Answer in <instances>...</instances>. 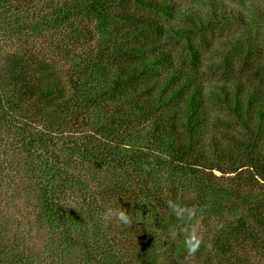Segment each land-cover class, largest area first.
I'll list each match as a JSON object with an SVG mask.
<instances>
[{
    "label": "trees",
    "instance_id": "obj_1",
    "mask_svg": "<svg viewBox=\"0 0 264 264\" xmlns=\"http://www.w3.org/2000/svg\"><path fill=\"white\" fill-rule=\"evenodd\" d=\"M34 1L0 0L2 29L19 36L28 31L36 38L42 31L52 34L64 29L63 36L73 42L62 44L65 62L49 61L28 44L22 47V42L17 52L3 54L0 48V151L8 131L15 129L30 158L58 152L37 168L42 183L35 186L33 204L35 219L53 232L49 243L36 251L14 237L17 231L22 233L19 228L11 229L12 236L0 238V264H173L165 257L167 248L171 246L177 257L185 255L182 242L169 238L175 217L169 212L163 215L166 206L161 196L149 190L144 179L134 177L132 187L139 186L135 192L126 190L124 182L139 174L152 185L155 173L167 167L177 168L181 180L198 177L202 169L218 171L219 179L228 175L226 180L233 184L219 186L205 179L200 193L206 198L234 197L236 202L229 207L238 226L252 218L264 228V90L241 79L205 85L178 66L163 68L159 75L157 68L169 65L170 55L159 43L146 40V33L152 32H172L179 38L203 32L209 19H227L223 4L198 1L212 8L213 17L207 14L206 20L197 8L173 9L177 23L159 27L151 16L122 7L130 0ZM134 1L156 12L171 11L169 3L159 0ZM222 9L221 14L215 13ZM122 21L132 27L119 29L117 23ZM69 43L81 49L77 56L72 54L76 49L67 51ZM49 44L48 48L59 49ZM61 69L65 74L60 75ZM104 105L112 106L105 110ZM78 111V120L88 128L85 140L63 139L56 145L49 139L51 132L74 118L77 123ZM38 122H44V128L33 132ZM6 160L0 162V198L13 210L14 169ZM75 161L103 168L111 176L101 186L102 204L88 193V184L74 177ZM146 162L150 171L142 167ZM32 166L24 172L34 173ZM55 177L56 187L51 186ZM68 190L83 193L86 207L100 214L124 196L129 203L122 206L139 212L141 222L123 227L127 234L120 240L107 239L100 229L83 232L74 209L62 204ZM244 228L256 236L255 230ZM94 239L104 242L92 248Z\"/></svg>",
    "mask_w": 264,
    "mask_h": 264
},
{
    "label": "rangeland",
    "instance_id": "obj_2",
    "mask_svg": "<svg viewBox=\"0 0 264 264\" xmlns=\"http://www.w3.org/2000/svg\"><path fill=\"white\" fill-rule=\"evenodd\" d=\"M159 1L169 3L171 13L153 11L146 6L139 5L134 0H130L127 4L122 5V7L127 11H134L136 14L151 16L152 21L158 22L159 27L177 23L178 20L173 18V9L185 10L187 8H197L200 16L204 17L203 19L205 20L208 19L207 14L209 16L212 15L211 13V15L209 14V12H212V8L199 4L198 1L200 0ZM208 1L223 4L224 11L228 16L227 19L224 21L217 20L215 17L213 20L209 19V28L207 30L196 35H191L189 38L175 37L174 34L172 35V32L146 33L148 38L146 40L159 43L165 53L170 55L169 65L157 68V72L161 75L163 68L168 69L172 66H178L198 77L205 85L207 83H228L235 79H241L244 82H255L264 90V0ZM34 2L37 3L39 1L35 0ZM40 7H35V9L38 10ZM222 12L223 9L215 13L219 15ZM2 22L4 21L1 19L0 48L3 54L7 52L11 53V51L17 52V48L21 46L19 42H22V47L25 48L28 44L29 49L35 52H41L49 61H59L60 59L64 60L62 62L66 61L61 55L62 44L63 42L73 41H68L63 36L64 29L62 31H53L52 34L48 30L42 31V35L36 38V36L31 37L28 31H26L27 33L24 32L23 36L9 33L5 29H2ZM8 23L6 22L4 24ZM117 26L122 30L132 27L123 21L117 23ZM10 27L9 25L7 26L8 29ZM89 27L91 30L92 25ZM93 41L91 40L89 42ZM49 42H51L52 46L59 47V49L48 48L50 45ZM71 46L70 43L66 46L67 51L74 48L76 51L72 54L77 56L76 54L81 49ZM69 54L71 53L69 52ZM59 73L60 75L62 73L65 74L62 69L59 70ZM177 103L175 102V104ZM104 106L102 108L108 110L112 105ZM214 108H212L213 111H217ZM79 112L76 114V120L81 115H78ZM222 115L224 118L226 117L224 114ZM69 122L51 132V138L49 139L56 142V145L63 139L68 140L69 138L80 142L81 140H85L88 135V128L84 123L82 124L81 120L75 123L74 118L71 121L69 120ZM44 125V122L33 124L32 131H41ZM49 125L50 123L48 122L47 126ZM219 127L226 130V126ZM51 128L53 129V127ZM7 139L4 149L0 151V162L3 158H7L5 162L9 164V168L14 169L12 171V181H10L14 192L11 198L13 210L8 209L0 198V238L12 236V232L10 233L11 229L19 228L16 230H20L22 233L19 235L17 231L14 237L24 242L26 246L28 244L31 245L37 251L38 248L45 247L49 243V238L52 236L51 232H53L47 225H41L34 217L35 214L33 212H35V208L33 204L37 200L34 197L36 194L34 190L37 184L42 183L37 168L45 163L46 158H53V154H58V152H44L42 153L43 155H38V159L34 157L30 158V154L25 151L24 145L19 140L20 137L15 129L8 131ZM34 163H38V165L32 166L31 164ZM74 164L76 166L73 169L74 177L88 184V193L91 197H94L96 202L102 204L103 197L100 195V191L102 190L101 186L105 187V182L110 181L111 176L103 168L100 169L92 165L91 167H85L76 161ZM28 166L36 168V171L32 174L28 171L24 172ZM164 166H167V164ZM167 168L165 171L155 173L157 176L152 185L147 182L145 177L137 174L132 179L124 181L126 184L125 188L126 190L130 189L132 192H135L139 186L136 187L133 185L132 187L134 177L137 180L144 179V183L148 184L149 190L161 196L160 199L165 206V202L168 199H172L183 202L188 201L190 202L188 206H195L200 210L199 214L202 217V224L205 229L204 237L206 243L204 248L194 258H190L191 264H241V262L242 264H264V228L260 227L252 218H248L243 227L240 228L238 226L236 216L229 207L236 202L234 197H227L222 194L217 197L214 194L212 197L206 198L204 194L200 193L203 189H199L205 179H209V184H218L219 186L233 184L226 180L228 175H225L223 179H219L221 174L218 171L202 169L201 172H198V177L189 175L181 180V173L177 171V168ZM55 181H57L56 177L51 182V186H57L54 184ZM259 184L262 185L263 182L259 181ZM27 188L30 189L28 190ZM214 199H216V204L212 203ZM87 202L88 200L84 198L83 193H74V191L68 190L62 204L74 209V213L72 214L74 216L78 215L82 220L80 227L83 232L87 233L93 229H100V233L104 234L107 239H111V237L115 240L123 239L124 235L127 234L123 226L118 225L115 221L105 223L101 219L100 212H93L92 208L86 207ZM128 203V199L124 196L117 200V204L121 206L128 205ZM156 208L160 211L161 206L159 207L157 205ZM168 212L169 210L165 207L163 215L168 214ZM262 215H264V212ZM173 221L169 238L174 243L182 242L183 237L179 234L178 222L176 219ZM244 227L255 230L256 236L252 235L251 232L245 233ZM103 242L94 239L90 244L92 248H96V245L99 246ZM256 243H258L257 249L255 247ZM167 249L169 251L164 252L165 257L172 260L171 263L179 262V264H188V260L185 258L186 254L177 257L170 250L171 246ZM69 260L73 262L75 259L71 255Z\"/></svg>",
    "mask_w": 264,
    "mask_h": 264
},
{
    "label": "clouds",
    "instance_id": "obj_3",
    "mask_svg": "<svg viewBox=\"0 0 264 264\" xmlns=\"http://www.w3.org/2000/svg\"><path fill=\"white\" fill-rule=\"evenodd\" d=\"M149 163L146 162L142 165L145 171H150ZM165 204L169 213L178 222L179 234L183 237L182 244L186 254L185 258L188 260V264H191L190 258H194L206 243L205 229L202 224V217L199 214L200 210L195 206H188L172 199H168ZM101 219L105 223L115 221L120 226L131 228L135 223L141 222V214L117 204L105 208L101 214Z\"/></svg>",
    "mask_w": 264,
    "mask_h": 264
}]
</instances>
